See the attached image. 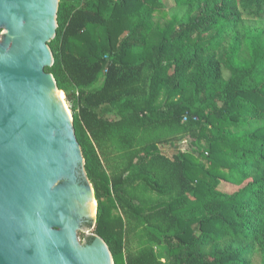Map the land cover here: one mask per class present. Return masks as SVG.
Here are the masks:
<instances>
[{"label":"trees","instance_id":"obj_1","mask_svg":"<svg viewBox=\"0 0 264 264\" xmlns=\"http://www.w3.org/2000/svg\"><path fill=\"white\" fill-rule=\"evenodd\" d=\"M174 3L60 0L46 71L73 113L93 232L114 264H251L264 249V18L243 12L264 0Z\"/></svg>","mask_w":264,"mask_h":264},{"label":"water","instance_id":"obj_2","mask_svg":"<svg viewBox=\"0 0 264 264\" xmlns=\"http://www.w3.org/2000/svg\"><path fill=\"white\" fill-rule=\"evenodd\" d=\"M59 4L0 0V264H114L90 232L94 187L66 94L46 71Z\"/></svg>","mask_w":264,"mask_h":264},{"label":"rangeland","instance_id":"obj_3","mask_svg":"<svg viewBox=\"0 0 264 264\" xmlns=\"http://www.w3.org/2000/svg\"><path fill=\"white\" fill-rule=\"evenodd\" d=\"M163 7L168 9L170 13H174L178 10H180V8H178L175 3L174 0H160ZM70 4H68V8H69ZM71 8V6H70ZM244 17L246 19H261L264 18V10L260 11V12H249V11H244L243 12ZM163 24L165 23L164 20H160ZM65 101L67 102L66 98ZM67 105L70 109V104L67 102ZM72 117H73V113L72 110L70 109ZM178 144V143H172V144H164L162 146V150L165 152V148H171L170 146H172V148H174V146ZM183 148H185L186 146L183 144ZM174 150H170L169 154H173ZM227 188V187H226ZM225 189V188H224ZM90 232H93V230H91ZM87 231H80L79 232V238L80 241L84 242V238L85 235H87ZM127 252L130 253H136L137 252V242L135 240V238L133 237V235H129V239H128V243H127V247H126ZM251 264H264V249L262 248V245L260 243H258L257 245H255L254 249H253V253L251 255Z\"/></svg>","mask_w":264,"mask_h":264},{"label":"bare ground","instance_id":"obj_4","mask_svg":"<svg viewBox=\"0 0 264 264\" xmlns=\"http://www.w3.org/2000/svg\"><path fill=\"white\" fill-rule=\"evenodd\" d=\"M61 97L63 98V100H64V98H65V95H64V93L63 92H61ZM64 102H65V100H64ZM65 104H66V106L68 107V105H67V102H65ZM71 112V111H70ZM93 203H94V208H95V210H96V201H95V199H93Z\"/></svg>","mask_w":264,"mask_h":264},{"label":"crops","instance_id":"obj_5","mask_svg":"<svg viewBox=\"0 0 264 264\" xmlns=\"http://www.w3.org/2000/svg\"><path fill=\"white\" fill-rule=\"evenodd\" d=\"M171 148H165L164 150H165V153H167L169 156H171L170 154H169V152H170V150H174V148H172V146H170Z\"/></svg>","mask_w":264,"mask_h":264}]
</instances>
